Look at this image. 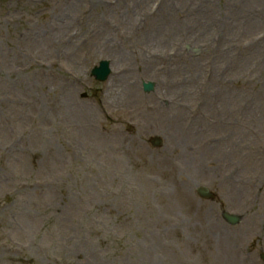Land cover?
<instances>
[{"label":"rangeland","instance_id":"obj_1","mask_svg":"<svg viewBox=\"0 0 264 264\" xmlns=\"http://www.w3.org/2000/svg\"><path fill=\"white\" fill-rule=\"evenodd\" d=\"M261 252L264 0H0V264Z\"/></svg>","mask_w":264,"mask_h":264},{"label":"bare ground","instance_id":"obj_2","mask_svg":"<svg viewBox=\"0 0 264 264\" xmlns=\"http://www.w3.org/2000/svg\"><path fill=\"white\" fill-rule=\"evenodd\" d=\"M238 5H240V6H237V9L239 11H242V12L245 11V15L247 16V14H246V4H244V5L243 4H238ZM120 87L122 88V91L124 92V94L128 93V91H129V93L131 92V94H132V90H133L134 86L128 79L125 78L124 80L121 81ZM115 90H116V92L118 91L117 89L112 90L110 96L115 95ZM111 102L112 103H118V100L117 99H112Z\"/></svg>","mask_w":264,"mask_h":264},{"label":"water","instance_id":"obj_3","mask_svg":"<svg viewBox=\"0 0 264 264\" xmlns=\"http://www.w3.org/2000/svg\"><path fill=\"white\" fill-rule=\"evenodd\" d=\"M95 73H97V75H96V77H98L99 78V74L101 73V69H99L98 71H95ZM151 87H152V85L151 84H148V85H146V89H151ZM156 143H157V141H156ZM198 194L200 195V196H202V197H204V198H208V197H210L211 195L209 194V192L206 190V189H204V188H200L199 190H198ZM226 217V219L228 220V221H230L231 223H235L236 221H237V219L236 218H230V217H227V216H225Z\"/></svg>","mask_w":264,"mask_h":264}]
</instances>
